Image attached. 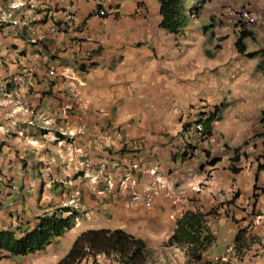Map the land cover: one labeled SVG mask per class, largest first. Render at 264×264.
I'll return each mask as SVG.
<instances>
[{"label": "crops", "instance_id": "obj_1", "mask_svg": "<svg viewBox=\"0 0 264 264\" xmlns=\"http://www.w3.org/2000/svg\"><path fill=\"white\" fill-rule=\"evenodd\" d=\"M230 5L264 13V0H205L173 34L157 0H121L105 16L96 0H0V229L21 235L60 209L78 217L45 248L0 264H57L98 228L143 239L144 264H186L167 243L176 220L216 205L209 225L224 249L191 264H264V134L249 139L264 129V74L238 68L262 56L238 51L239 14L218 19ZM248 30L246 52L264 50V23ZM216 108L200 138L191 125ZM42 117L48 130L28 122ZM131 162L135 183H121ZM239 229L252 239L238 251ZM78 264L124 263L97 253Z\"/></svg>", "mask_w": 264, "mask_h": 264}, {"label": "trees", "instance_id": "obj_2", "mask_svg": "<svg viewBox=\"0 0 264 264\" xmlns=\"http://www.w3.org/2000/svg\"><path fill=\"white\" fill-rule=\"evenodd\" d=\"M157 1L161 16L159 25L173 34L182 33L189 18L197 17L205 3V0H199L197 5L187 4L186 0ZM250 34L248 29L242 28L235 44L241 54L245 53L248 56L261 54L262 60L258 63L257 69L264 74V50L246 52L244 38ZM215 110L217 108L202 120L203 133L207 137L212 133L211 121L215 118ZM189 125V122H185L183 129H187ZM263 134L264 129L256 136ZM217 160L218 157L212 158L209 163L214 164ZM233 170L238 171L235 168ZM219 206H212L206 211L187 209L176 220V227L167 243L184 249L187 256L186 264L200 262L207 248L214 243L216 236L211 230L209 219L220 215ZM62 211L63 209H60L37 216L35 226L21 235H17L12 230L0 229V258L27 254L45 248L73 224L74 213L63 216ZM243 233V229H239L234 238V247L238 251L246 248L252 239H246ZM97 253H103L106 257H116L124 264H144L149 256L145 241L121 228L86 229L76 236L69 251L57 264H78L89 256L95 258Z\"/></svg>", "mask_w": 264, "mask_h": 264}, {"label": "built area", "instance_id": "obj_3", "mask_svg": "<svg viewBox=\"0 0 264 264\" xmlns=\"http://www.w3.org/2000/svg\"><path fill=\"white\" fill-rule=\"evenodd\" d=\"M121 0H96V5H97V15L99 16H105L106 14L110 12H115L118 10V6L120 5ZM250 10L246 9H241L239 11V17L240 20L245 21L249 23L250 21H253V16L249 13ZM51 30L53 32H58L61 30V28L52 26ZM30 75V74H29ZM49 75L54 76L55 75V70L53 68L49 69ZM29 87H27L28 89ZM73 97V95L70 94V98ZM206 116L200 115L198 118V121L192 125V130L194 133H196L200 138H206L207 136L203 133V125H202V120H204ZM29 123H33L32 120L28 121ZM49 123V120L45 119L43 121V124L46 126ZM12 126H17L18 124L13 121L11 122ZM11 126V127H12ZM6 132L8 129L6 128ZM137 168V163L136 162H131L129 164V167L127 169V172L123 179L121 180V183L129 182L130 184L135 183V170ZM74 219H78V217H74ZM204 264H213L210 261L205 262Z\"/></svg>", "mask_w": 264, "mask_h": 264}, {"label": "rangeland", "instance_id": "obj_4", "mask_svg": "<svg viewBox=\"0 0 264 264\" xmlns=\"http://www.w3.org/2000/svg\"><path fill=\"white\" fill-rule=\"evenodd\" d=\"M196 5V4H194ZM226 6V5H225ZM246 5H241V6H229L228 9H224L222 12H220V15L218 17V19L220 20V18H224V15H230L231 17L234 16V18H236L237 16V13L239 14V11L241 9H243V7H245ZM231 8V9H229ZM246 10H250L249 13L253 16V21H250L249 23L245 22V21H242L240 20V17L238 16L237 17V21L233 23V31L239 33L240 30L242 28H246L248 29L251 25H255V24H263L264 23V13L263 12H260L258 10H251V8L249 7H246ZM193 17V16H192ZM190 19V18H189ZM188 23V22H187ZM221 23V22H220ZM216 47V46H215ZM242 60H245V62H240L239 65H238V68L239 69H246V68H254L256 71H259L257 69V65L258 63L260 62H257V64H252L250 60L248 59H244L242 58ZM46 118L45 117H42L41 121L42 123H39V125L35 124V123H32V125H35V126H38L37 129L40 130V129H46L48 130V126L51 124V121L49 120V123L45 126L43 124V121L45 120ZM253 124H258V122H256L255 120L253 121ZM257 125H255L254 127H256ZM259 133L258 131H256V129L252 131V134L250 136L249 139H252L254 137H256V134ZM75 220V219H74ZM224 249V246H223V241H220V242H215L213 244H211V246H209V249L207 251V253L209 255H215V254H219L222 250Z\"/></svg>", "mask_w": 264, "mask_h": 264}, {"label": "clouds", "instance_id": "obj_5", "mask_svg": "<svg viewBox=\"0 0 264 264\" xmlns=\"http://www.w3.org/2000/svg\"><path fill=\"white\" fill-rule=\"evenodd\" d=\"M75 217V216H74ZM74 219V218H73Z\"/></svg>", "mask_w": 264, "mask_h": 264}]
</instances>
